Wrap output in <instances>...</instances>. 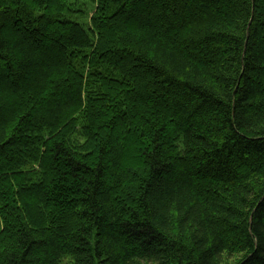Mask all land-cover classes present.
Masks as SVG:
<instances>
[{"label": "trees", "instance_id": "trees-1", "mask_svg": "<svg viewBox=\"0 0 264 264\" xmlns=\"http://www.w3.org/2000/svg\"><path fill=\"white\" fill-rule=\"evenodd\" d=\"M0 264H264V0H0Z\"/></svg>", "mask_w": 264, "mask_h": 264}]
</instances>
